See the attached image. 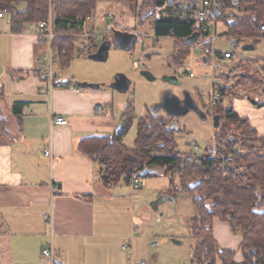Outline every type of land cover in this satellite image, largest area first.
Returning <instances> with one entry per match:
<instances>
[{
    "label": "crops",
    "instance_id": "obj_1",
    "mask_svg": "<svg viewBox=\"0 0 264 264\" xmlns=\"http://www.w3.org/2000/svg\"><path fill=\"white\" fill-rule=\"evenodd\" d=\"M187 1L188 8L197 11L199 7L193 0ZM16 6L22 10L25 4ZM185 9L172 13L196 19L195 13L192 17ZM5 16L8 21H4ZM102 18H92L91 13L76 34H98L95 26ZM91 20L93 23L88 24ZM101 25L104 33L98 35L103 39L111 33L112 40V27L126 30L109 19ZM35 29L30 25L23 33L12 34L9 13L0 17V88L3 91L0 107L7 121L6 130L0 133V264H51L42 256L45 245L52 247L55 262L58 260L59 264L146 261L148 252L131 233L126 216V224H122L118 217L108 215V208L117 196L111 185L101 184L102 166L78 148L83 138L97 132H115L112 115L106 113L112 107L113 97L102 91L101 85L77 89L69 77L62 78L61 82L55 77L54 86L42 83L38 68L44 64L40 57L47 48L37 42ZM101 41L96 39L95 44ZM16 103L22 105L16 107L21 111L19 116L12 113ZM234 111L246 117L259 136H264V99L256 106L236 99ZM57 115L64 117L67 124L54 125L52 118ZM44 150L50 154L44 155ZM53 185L57 186L56 193L52 191ZM10 222L11 239L8 238ZM228 231L226 222L213 219L212 232L218 246L232 250L234 259L240 261L241 238L236 237L234 244ZM126 242L128 246L121 247ZM127 247L130 254L124 250ZM154 258L151 264L161 263Z\"/></svg>",
    "mask_w": 264,
    "mask_h": 264
},
{
    "label": "trees",
    "instance_id": "obj_2",
    "mask_svg": "<svg viewBox=\"0 0 264 264\" xmlns=\"http://www.w3.org/2000/svg\"><path fill=\"white\" fill-rule=\"evenodd\" d=\"M96 2L0 0V11L9 13V31L12 34L23 33L28 26L37 25L51 13L54 19L52 49L59 65L67 67L74 57H87L97 50L98 44L94 43V39L88 38L86 44L78 46L74 38L79 27L75 19L91 16ZM18 3L25 4L24 9L19 10ZM174 3V0H141L137 3V17L141 20L139 25L147 24L156 37L173 38L178 51L173 58L182 63L193 46L185 39L193 33H198L196 44L202 46L201 53L211 44L200 40V36L208 34L202 32L206 21L177 16L170 10ZM214 4L218 12L214 19L221 17L226 26L223 35L234 43L242 37L258 38L259 28L264 25V0H214ZM226 9L242 10V14L223 15ZM111 29L120 35L128 34L135 41L139 39L136 30ZM118 48L131 51L134 47L129 49L128 43L119 42ZM240 60L244 66L239 64L241 74L233 88L227 84L218 85L220 99L213 115H219L220 124L213 134L214 150L199 160L190 158L189 153L184 157L177 153L174 138L177 130L154 112L138 118L133 146H125L122 138L133 118L130 104L125 106L121 125L114 134L89 136L78 144L81 152L102 166L100 181L104 187L119 181L128 184L133 172L143 178L153 175L155 167L163 168L171 178H178L181 191L189 197L193 207L189 233L197 240L192 259L199 264H215L216 259L219 264H264V136L257 134L246 117L239 116L231 108L220 107L225 95L239 96L234 91L237 88L253 89L264 94V66L251 72L249 66L259 62ZM222 74L219 77L224 78ZM2 98L0 88V102ZM16 107H22L21 103L14 104L12 108V113L19 116L21 111ZM6 128L7 121L0 107V133ZM214 218L226 222L230 233L240 236V261L234 259L232 250L218 246L212 232ZM57 261L56 264H59Z\"/></svg>",
    "mask_w": 264,
    "mask_h": 264
},
{
    "label": "rangeland",
    "instance_id": "obj_3",
    "mask_svg": "<svg viewBox=\"0 0 264 264\" xmlns=\"http://www.w3.org/2000/svg\"><path fill=\"white\" fill-rule=\"evenodd\" d=\"M139 1L141 0H98L92 12V18L103 17L101 22L95 26L99 35L104 33V27L101 23L106 24L108 19L121 27L120 29L136 30L139 39L131 51L117 48L111 40V33H108L103 39H110L111 41L106 61H96L88 57H74L67 67H62L57 61L55 50L52 49L55 54L52 62L54 80L57 77V80L61 82L62 78L69 77L72 79V85L77 89L89 88V86H80V84L101 85L102 91L112 95V107L110 110L106 109V113H111L115 129L120 124L124 107L127 104L132 106L133 118L127 133L122 138L123 144L127 147L133 146L138 118L152 112V107L159 102L165 93L171 92L180 98L184 96V92H189L198 109L204 113L208 110L210 97L213 90H217L218 85L227 84L233 88L234 82L241 74L240 68L244 66L240 59H253L255 62H259L249 66L251 72L260 70L264 66V34L260 28L256 40L242 37L238 42L232 43L231 38L223 35L226 26L221 17L215 19L214 26L212 21L206 22L209 35L215 36L211 42L212 45H209L208 48L212 47L216 52L228 51L232 53L230 60H219L218 65V61L213 63L209 60L204 63L200 50L198 49L196 52V47L192 46L189 56L183 63L176 61L173 57L175 54L177 55L178 51L175 49L174 40L171 37L155 38L147 24L139 25L141 23L137 17V3ZM178 2L180 3H175L171 8L172 12L178 13L186 8L192 17H194V13L196 17V11L192 7L188 8L187 0H178ZM193 3L200 7L201 0H193ZM229 13L241 16L242 10L226 9L223 15ZM49 16L53 23L54 19L51 13ZM4 21H8L7 16H5ZM90 23H93V20L88 24ZM106 32H108L107 28ZM84 33L74 35L76 45L85 44L88 36H96L97 41L102 38L94 32ZM246 46L248 48H245ZM140 56L143 59V65L135 68L133 61ZM43 62L45 63V61ZM239 64H242L241 67ZM141 70L149 71L155 79L151 81L145 79L139 74ZM117 73L125 74L131 81V85L125 93H119L109 87ZM169 73L175 74L181 84L173 85L162 81V76ZM189 73L192 76H189ZM218 73H223L224 78L219 77ZM55 84L53 83V86ZM234 91L239 96L225 95L220 102L221 108L234 110L236 99H243L251 104L255 103L253 106L258 105L264 99L261 92L253 89L237 88ZM214 110L215 108H212V113ZM157 115L177 130L174 136L176 150L182 157L190 152L198 153L203 157L214 150V129L211 116L207 115L206 118H201L196 112L190 111L184 116L173 118L167 117L161 110L157 112ZM97 133V135L114 134V132ZM164 171L163 168L155 167V174L146 176L144 178L145 185L139 189L132 190L131 186L124 181L112 184V191L117 198L113 201V206L108 208V215L118 217V221L122 224H126L127 218L131 233L137 236L138 242L142 246L144 245L148 252V255L144 257L148 264L152 263L154 257L159 259L160 264H199L192 259L193 248L197 240L189 233V220L194 213L191 201L181 191L178 178H171ZM165 194L174 197V201L166 200L159 205L157 212L153 211L150 203L160 195ZM9 224L8 238L11 239V222ZM229 234L231 235L230 232ZM231 237L236 244V237L239 238L240 236L232 234ZM173 241H177L179 244H175ZM128 244V242L121 244V247L122 245L123 247L128 246ZM124 250L130 254L129 247ZM215 261V264H219L217 259Z\"/></svg>",
    "mask_w": 264,
    "mask_h": 264
},
{
    "label": "built area",
    "instance_id": "obj_4",
    "mask_svg": "<svg viewBox=\"0 0 264 264\" xmlns=\"http://www.w3.org/2000/svg\"><path fill=\"white\" fill-rule=\"evenodd\" d=\"M214 10H215L214 0H202L200 7L196 11V20L199 22H203V21L207 22L208 20H210L213 22V26H214V21H215ZM5 12H6L5 10H1L0 17ZM75 21L77 22L79 27L82 28L84 27L87 21V17L86 18L77 17ZM52 25H53L52 18L49 16L47 19H44L38 22L36 32H35L37 42L45 45L47 48L46 52L42 55V57H40V59H43L45 63L38 68V77L42 83H48L50 86H52L54 82V76H53V71H52V60L54 57V53L51 48L52 39L54 38ZM260 30L264 34V25L260 26ZM202 32H207L208 34L204 36H200V40L209 42L212 45L211 42L214 40L215 36L209 35L208 26L206 23L202 26ZM198 49L199 48L196 44V52L198 51ZM199 50H202V49H199ZM202 54L203 56L208 57V60H211L213 63L219 61L220 59H230L231 58L230 52H216L214 51L212 47L210 48L206 47L203 50ZM140 65H143V60L141 57L133 61V66L135 68L139 67ZM189 76H192V74L189 73ZM219 99H220L219 91L213 90L212 95L210 97V104L207 107L208 110H206V115H209V116L213 115L212 108L214 109ZM52 123L57 126H64L67 124V120L64 117L57 115L52 118ZM49 154H50L49 150H44V155L48 156ZM189 157L196 160V159H200L201 155L198 153L190 152ZM129 185L131 186L133 190L139 189L145 185V179L139 176L136 172H133L129 178ZM52 191L54 193L57 192L56 185L52 186ZM48 218L49 216L46 215L45 219H48ZM42 256L44 258L49 259L51 264H56L55 259H54V250L52 249L51 246L45 245L43 247ZM129 264H148V262L145 260H138V261H131Z\"/></svg>",
    "mask_w": 264,
    "mask_h": 264
},
{
    "label": "water",
    "instance_id": "obj_5",
    "mask_svg": "<svg viewBox=\"0 0 264 264\" xmlns=\"http://www.w3.org/2000/svg\"><path fill=\"white\" fill-rule=\"evenodd\" d=\"M214 15H218V12H216V9L214 10ZM118 32L113 31L112 36V42L114 45L118 48V43H128L129 49L133 48L135 46L136 41L134 38L129 36L128 34L120 35L117 34ZM198 33H193L191 36L185 39V42L188 44H195L197 41ZM131 43V44H129ZM111 46L110 40H103L98 44L97 50L89 54L87 57L89 59H93L96 61H106L108 58V52L109 48ZM199 49L202 48L201 45L198 46ZM121 49V48H119ZM125 50V49H122ZM127 50V49H126ZM202 61L204 63H207V59L205 56H202ZM139 74L144 77L145 79L151 81L154 80L155 77L147 70H141ZM162 81L173 84V85H180L181 83L178 81L177 76L175 74H166L162 76ZM131 85L130 79L123 73H117L115 74L113 81L109 85V87L119 93H125L128 91L129 87ZM80 86H86L91 88H98L99 85L95 84H80ZM183 100H181L179 97L172 93H165L159 100L157 104H155L152 109L155 112H158L159 110L163 111L167 117H173V118H179L181 116H184L190 111H194L197 113V115L201 118H206V115L201 112L195 101L193 100V97L190 95L189 92H184ZM220 124L219 115L214 114L212 115V127L214 129V133H216L218 127ZM121 123L116 127L115 131L119 128ZM174 201V197L170 195H160L155 200H153L150 203V207L153 211H158L159 205L162 204L164 201ZM159 216H161V213H159ZM175 242V241H174ZM206 264H210V262H207Z\"/></svg>",
    "mask_w": 264,
    "mask_h": 264
},
{
    "label": "flooded vegetation",
    "instance_id": "obj_6",
    "mask_svg": "<svg viewBox=\"0 0 264 264\" xmlns=\"http://www.w3.org/2000/svg\"><path fill=\"white\" fill-rule=\"evenodd\" d=\"M89 37H90V38H91V37H94V38H93V39H94V43H96V42H95V40H96V36H89ZM101 40H103V38H101ZM198 40H199V39H198ZM182 63H183V62H182ZM167 93H171V92H167ZM183 98H184L183 96L180 97L181 100H183ZM152 112H154L155 114H157V112H155L153 109H152ZM204 114L206 115V111L204 112ZM206 116H207V115H206ZM211 117H212V116H211Z\"/></svg>",
    "mask_w": 264,
    "mask_h": 264
}]
</instances>
